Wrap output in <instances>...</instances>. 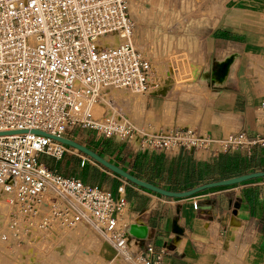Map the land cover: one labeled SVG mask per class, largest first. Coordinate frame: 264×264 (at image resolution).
Wrapping results in <instances>:
<instances>
[{
    "label": "built area",
    "instance_id": "2783aa9c",
    "mask_svg": "<svg viewBox=\"0 0 264 264\" xmlns=\"http://www.w3.org/2000/svg\"><path fill=\"white\" fill-rule=\"evenodd\" d=\"M135 29L130 0H0V202L8 206L0 247L13 258L21 247L50 251L60 232L85 221L105 262L166 264L165 248L142 244L123 223V186L113 193L64 175L41 157L59 162L71 153L80 167L93 161L35 131L73 139L71 131L85 128L95 142L116 138L165 155L238 149L249 155L264 147V133L231 129L213 138L189 127L136 129L119 115L94 119L95 105L112 89L163 95L165 76L134 42Z\"/></svg>",
    "mask_w": 264,
    "mask_h": 264
},
{
    "label": "crops",
    "instance_id": "0c3cea01",
    "mask_svg": "<svg viewBox=\"0 0 264 264\" xmlns=\"http://www.w3.org/2000/svg\"><path fill=\"white\" fill-rule=\"evenodd\" d=\"M239 2L233 22H223L204 36L206 47L199 51L203 63L192 85L181 90L170 88L166 95H146V109L153 113L154 121L148 124L151 128H196L213 138H221L231 129L245 131L248 137L264 133V110L260 109L264 99V0ZM102 144L108 147L104 154L110 162L169 191L264 171V147L260 146L252 147L249 155L238 149L209 151L199 157L185 150L173 155L136 151L133 145L113 149L111 143L102 140L96 146L84 145L102 151ZM96 166L95 171L100 173L97 185L113 193L123 186L127 217L147 226L146 234L140 235L141 243L165 248L166 264H221L225 254L235 256L240 251L235 247L239 229V246L247 244L243 264H264V177L177 198L139 187ZM111 178H115L113 187ZM82 228L90 234L85 225H80L56 243L49 257L72 233L85 242L81 240ZM15 261L1 246L0 264ZM230 262L236 264L235 260Z\"/></svg>",
    "mask_w": 264,
    "mask_h": 264
},
{
    "label": "rangeland",
    "instance_id": "374dc122",
    "mask_svg": "<svg viewBox=\"0 0 264 264\" xmlns=\"http://www.w3.org/2000/svg\"><path fill=\"white\" fill-rule=\"evenodd\" d=\"M240 0H130L131 11L136 22L134 42L142 48L147 57L158 67L160 73L165 76V84L160 88L164 95L172 90H181L192 85L202 65V57L199 54L200 49L206 47L203 41L204 36L210 30L223 22H233L236 8L239 7ZM241 5V4H240ZM202 27H205L204 31ZM201 34V38L197 37ZM201 40V43H200ZM194 84V83H193ZM120 93V94H118ZM123 94V95H122ZM119 95V96H118ZM121 95V96H120ZM138 95V96H137ZM149 98L146 95L132 93L128 91L111 92V96L106 99L104 107L99 104L102 118L106 116L122 117L136 129H148V124L152 123L153 113L146 109V101ZM144 102V103H143ZM145 105V106H144ZM144 106V107H143ZM169 106V105H168ZM108 113V114H107ZM97 115V114H96ZM171 127V126H170ZM73 140L81 144L94 145L93 132L90 129H76L71 131ZM109 142L115 149L119 145L129 148L130 144L119 139H111ZM96 146V145H94ZM82 154V153H80ZM41 160L47 161L51 166L57 165L64 175H75L83 177L90 183L99 184V177L96 176L95 168L98 165L93 159V164L84 168H76L72 164L61 167L59 162H55L49 156H42ZM119 176L117 174H113ZM113 179V181H110ZM109 179L111 186L115 185V178ZM123 179V178H121ZM125 180V179H124ZM127 181V180H125ZM128 182V181H127ZM111 188V187H110ZM7 212L6 205L2 202L0 224L3 213ZM124 223L135 224L136 219L128 218L125 215ZM132 225V224H131ZM130 225V226H131ZM73 228L67 234L73 230ZM239 229L235 247L239 252L235 256L225 254L221 258V264H231L235 260L236 264H243L247 253V244L243 242L239 246ZM96 233V232H92ZM71 242H70V240ZM77 243V244H76ZM235 243V242H234ZM242 245V246H241ZM97 244H92L89 248L85 247L83 242H77L74 238L68 237L62 244V248L55 255L49 257L55 249L46 252L36 251L41 254L32 255L30 248L21 247L17 250L14 257L15 264H115L103 260V252ZM46 258H44L45 256ZM49 257V258H48ZM217 264V263H213Z\"/></svg>",
    "mask_w": 264,
    "mask_h": 264
},
{
    "label": "water",
    "instance_id": "95a60500",
    "mask_svg": "<svg viewBox=\"0 0 264 264\" xmlns=\"http://www.w3.org/2000/svg\"><path fill=\"white\" fill-rule=\"evenodd\" d=\"M165 82H166V80L164 81V84H165ZM152 94L155 95V93H152ZM161 94H163V93H161ZM35 132L43 134V135H47L48 137H50L54 140H57V141L65 144L69 147H72V148L78 150L82 154L88 156L89 158L93 159L95 162L99 163L100 165H102L103 167L108 169L109 171L119 175L123 179H125V180L139 186V187H143V188H146V189L153 191L155 193H158V194H161L164 196H169V197H177V198L190 197V196H193V195H195L201 191H204V190H207L210 188L239 184L241 182L248 181V180H251L254 178L264 177V171H256V172L237 175V176L230 177L227 179L210 181V182L203 183V184L197 185L191 189H187V190H183V191H169V190H166L164 188L156 186L152 183L144 181V180L130 174L129 172L125 171L124 169H122L118 165H116V164L104 159L103 157H101L96 151L88 148L86 145H83V144H81V143H79L73 139L55 136V135H50V134H46V133L39 132V131H35ZM133 235H137V234H133ZM137 236L141 237L142 235L141 236L137 235Z\"/></svg>",
    "mask_w": 264,
    "mask_h": 264
},
{
    "label": "bare ground",
    "instance_id": "6f19581e",
    "mask_svg": "<svg viewBox=\"0 0 264 264\" xmlns=\"http://www.w3.org/2000/svg\"><path fill=\"white\" fill-rule=\"evenodd\" d=\"M115 91H125V90H123V89H112L111 90V92H115ZM118 94H120V93H118ZM123 95V94H122ZM111 96V95H110ZM119 96V95H118ZM121 96V95H120ZM138 96V95H137ZM144 96V95H143ZM106 102V101H105ZM105 102L104 103H102V106L104 107V105H105ZM144 103V102H143ZM100 104V103H99ZM99 104H97V105H95V107H94V109H93V118L94 119H96V120H98V121H100V120H102L103 118H102V112L104 111L103 109H99ZM146 104V103H145ZM145 106V105H144ZM143 106V107H144ZM97 114V115H96ZM108 114V113H107ZM5 204V203H4ZM6 205V207H7V210H8V206H7V204H5ZM1 208H2V203L0 202V215H1ZM2 213H3V211H2ZM6 214V212L5 213H3V215L1 216L2 217V220H3V217H4V215ZM124 218H125V216H124ZM123 223H124V221H123ZM128 223V222H127ZM132 224V225H131ZM2 225V221H1V224H0V226ZM80 225H85L86 226V228H87V230H88V232L90 233V234H88V233H86L87 231L85 230V229H81L80 231L82 232V239L81 240H83V241H85V242H83V244H85V247L86 248H89L90 246H92V244H97L98 245V247H100L99 246V241H100V239H99V237H98V235H97V233H92L93 231L94 232H96L95 231V229H93V227H91L89 224H86L85 223V221H82L81 223H79L77 226H75V227H73V228H77V227H79ZM128 225H129V227H128V230H129V232L130 233H133V234H137V235H145L146 234V232H147V226L145 225V224H140V223H135V224H133V223H128ZM131 225V226H130ZM73 228H71V229H68V230H66V231H62V232H60L59 233V238H58V240L56 241V243L59 241V240H61L63 237H65L66 235H67V233L70 231V230H72ZM71 232H73V231H71ZM70 232V233H71ZM77 232V231H76ZM80 232V233H81ZM70 237H72V238H74L77 242H79L80 241V238H81V236H80V238L78 237V236H76L75 234H73L72 233V235H70L69 236V238ZM79 238V239H78ZM70 240V239H69ZM88 240H92V242H88ZM70 242H71V240H70ZM56 243L51 247V249H50V251L52 250V249H54L55 248V246H56ZM64 243V242H63ZM62 243V244H63ZM72 243V242H71ZM62 244H60V245H62ZM77 244V243H76ZM60 245H58V246H60ZM61 247V246H60ZM102 250V249H101ZM39 251V250H38ZM41 252V251H40ZM44 252V251H43Z\"/></svg>",
    "mask_w": 264,
    "mask_h": 264
},
{
    "label": "trees",
    "instance_id": "16d2710c",
    "mask_svg": "<svg viewBox=\"0 0 264 264\" xmlns=\"http://www.w3.org/2000/svg\"><path fill=\"white\" fill-rule=\"evenodd\" d=\"M88 148H90V149H92V150H94V151H96L95 149H93V148H91V147H89V146H87ZM68 148H70V149H73L72 147H68ZM102 148H103V150L102 151H96L101 157H103L104 159H106V160H108L106 157H105V152L104 151H107L108 150V147L106 148V145H103L102 144ZM84 155V154H83ZM109 161V160H108ZM72 164V166H75L76 168H79V159L75 156V155H73V154H71V153H64V155H63V157H62V159L59 161V164H60V166L61 167H65L66 165H68V164ZM97 163V162H96ZM100 167H102L103 169H105V170H107V171H109L108 169H106L105 167H103L102 165H100L99 163H97ZM86 166V164L82 167V168H84ZM96 173V176H98L99 177V175H100V173H98L97 171H95ZM111 172V171H110ZM66 176H72V175H66ZM81 178H83V177H81ZM106 179L107 177L106 176H104L103 177V179ZM84 179V178H83ZM129 182V181H128ZM129 183H131V182H129ZM197 184H191V185H188V186H186V187H184L183 189L184 190H187V189H191V188H193V187H195ZM181 191L182 189H179V188H171L170 189V191Z\"/></svg>",
    "mask_w": 264,
    "mask_h": 264
}]
</instances>
